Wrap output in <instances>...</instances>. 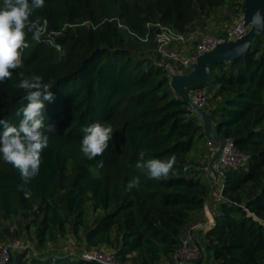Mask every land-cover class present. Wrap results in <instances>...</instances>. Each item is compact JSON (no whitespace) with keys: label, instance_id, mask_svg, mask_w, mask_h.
Instances as JSON below:
<instances>
[{"label":"trees","instance_id":"trees-1","mask_svg":"<svg viewBox=\"0 0 264 264\" xmlns=\"http://www.w3.org/2000/svg\"><path fill=\"white\" fill-rule=\"evenodd\" d=\"M236 6L233 0H44L33 12L23 66L0 82V120L19 124L16 113L27 101L18 84L36 75L52 85L44 112L55 133L27 184L0 154V240L29 245L11 248L5 264H100L84 260V248H107L122 264H180L176 255L189 235V246L200 250L189 264H264V38L245 58L211 66L205 111L215 133L244 157L240 167H218L216 199L206 171L208 144L196 146L207 138L204 127L171 88L151 27L161 23L189 35L202 19ZM38 27L45 32L33 39ZM144 48L158 61L138 53ZM96 122L110 125L112 138L88 159L83 129ZM141 153L144 160L175 154L174 174L149 178L136 168ZM133 177L139 187L128 191ZM70 236L84 243L78 254L61 247Z\"/></svg>","mask_w":264,"mask_h":264},{"label":"clouds","instance_id":"clouds-1","mask_svg":"<svg viewBox=\"0 0 264 264\" xmlns=\"http://www.w3.org/2000/svg\"><path fill=\"white\" fill-rule=\"evenodd\" d=\"M44 7V0H3L0 7V82L11 79L12 71L23 66L21 49L29 45L25 41L26 22L37 9ZM251 23L257 30H264V15L259 11L253 14ZM36 28L32 24L28 31ZM40 36L39 29L33 32V39ZM26 92V105L20 108L16 115L22 118L18 125L9 123L7 119L0 120L3 127L0 133V154L5 162L19 170L21 179L27 184L38 175L42 151L48 147L49 133H55L52 125L45 123V102L53 100L51 83L43 82L42 77L33 75L22 78L18 84ZM81 151L88 159L100 156L109 146L113 129L108 124L93 123L83 129ZM177 158L173 154L164 159L144 160L143 153L136 163V168L151 179L167 177L174 174ZM103 167L101 161L98 165ZM138 177H133L127 190L138 188ZM21 190H24L23 188ZM25 198L31 193L24 190Z\"/></svg>","mask_w":264,"mask_h":264},{"label":"built area","instance_id":"built-area-1","mask_svg":"<svg viewBox=\"0 0 264 264\" xmlns=\"http://www.w3.org/2000/svg\"><path fill=\"white\" fill-rule=\"evenodd\" d=\"M151 27H154L157 30L155 41L157 43V52L163 59L162 64H165L168 71H173L174 73H187L186 70H190V65L195 63L198 58L204 53L212 50L217 44L221 42L227 41H235L244 35H246L249 31V28L244 26L243 17L240 20L232 25H230L228 29V37H214L213 35H205L202 37L200 44L198 45L195 53L191 57H183L180 53L174 50L172 47L174 44H184L186 43V36L180 33H177L170 27L164 26L161 23L153 24ZM40 31V35L45 32L44 27H38ZM148 36L145 38H141V41L146 42ZM27 43V42H26ZM28 44V43H27ZM25 48H22L21 54ZM177 70V71H176ZM192 100L195 105L199 108L205 110V107L208 105V94L204 89H198L195 91V94H191ZM212 141L209 142L208 147L211 155L217 151L218 146ZM244 162V157L241 153L236 149L233 141L228 140L227 145L223 149L217 167H231L237 168L240 167ZM206 171H211L209 166L206 168ZM212 172V171H211ZM29 245H24L19 240H13L8 245L4 246L0 250V264H5L8 262L10 258V249H21L28 248ZM185 250V253L189 254V259H195L199 255V248L197 246H189V242L184 243V247L181 251L176 255V260L179 261V254ZM187 250V251H186ZM191 253V254H190ZM82 258L87 261H96L100 264H122L119 262L113 251L103 248V249H87L84 248L81 254ZM181 257V256H180ZM183 260V259H182Z\"/></svg>","mask_w":264,"mask_h":264},{"label":"water","instance_id":"water-1","mask_svg":"<svg viewBox=\"0 0 264 264\" xmlns=\"http://www.w3.org/2000/svg\"><path fill=\"white\" fill-rule=\"evenodd\" d=\"M260 12L264 15V0H245L242 6V14L244 26L249 28V31L243 37L235 41L221 42L212 50L201 55L198 60L190 65V70L187 73H174L169 71L170 85L174 93L182 99L189 109L201 120L206 133V137L215 143L218 148L211 158L209 163L210 170L214 173L217 183L219 181V172L216 169L219 157L228 143V138L225 135H217L214 130L212 120L208 117L206 111L195 105L192 100L191 91L202 89L204 85L212 78L213 72L211 66L223 63H229L241 58H245L258 36L264 38V30H257L251 23L253 14ZM191 236L189 235L187 242Z\"/></svg>","mask_w":264,"mask_h":264},{"label":"rangeland","instance_id":"rangeland-1","mask_svg":"<svg viewBox=\"0 0 264 264\" xmlns=\"http://www.w3.org/2000/svg\"><path fill=\"white\" fill-rule=\"evenodd\" d=\"M237 3V6L233 8V10H227V9H221L218 13H213L209 18L202 19L198 24H196L193 29L192 33L186 36V43L184 44H174L173 49L176 50L178 53L181 54L183 57H191L194 52L197 49V43L199 44L202 40V37L205 35H213L214 37H221L223 34L224 38L228 37V27L240 20L241 17H243L242 11H240L239 3L245 1V0H233ZM226 17H229L227 20ZM139 54L143 56H153L156 61H158L157 54L155 51H149L148 49H141L138 51ZM163 60V59H162ZM161 60V63H162ZM177 71V70H176ZM185 72H189V70H186ZM205 91L209 92L210 90V84L204 85L202 88ZM195 90L191 91V94H195ZM209 95V93H208ZM209 144V141L207 138H201L197 141L196 146L200 148L206 147V145ZM215 146V144H213ZM210 163V162H209ZM220 167V166H219ZM222 186V183L220 184V187ZM220 187H218L220 189ZM207 213L210 217L211 213L209 211V206L207 208ZM201 226V225H200ZM208 226V225H206ZM207 230V229H206ZM11 241L10 240H0V250L8 245ZM193 245V243H192ZM84 243L80 242L79 240L75 239L73 236L68 237L67 239L63 240L61 243V247L64 251L68 253H79L81 248H83ZM187 251V250H186ZM191 254V253H190ZM181 256V257H180ZM180 264H189V254L185 253V250L182 251L179 256ZM183 259V260H182Z\"/></svg>","mask_w":264,"mask_h":264},{"label":"crops","instance_id":"crops-1","mask_svg":"<svg viewBox=\"0 0 264 264\" xmlns=\"http://www.w3.org/2000/svg\"><path fill=\"white\" fill-rule=\"evenodd\" d=\"M196 45L198 46V44H196ZM212 156L213 155H210V161H211ZM215 167L218 170L217 164H216ZM212 174H211V176H213V178H214L213 179L214 180V189H213V194L212 195L214 196V198L218 199L220 197L221 192H222V186L220 187V184H221L220 178H219V181L217 183V179H216V177H215L213 172H212ZM206 176H207V174H206ZM218 187H220V189ZM211 224H212V222L210 221V223H207V224L204 225V227L203 226H201V227H203L204 229H208L209 225H211ZM206 225H208V226H206Z\"/></svg>","mask_w":264,"mask_h":264}]
</instances>
